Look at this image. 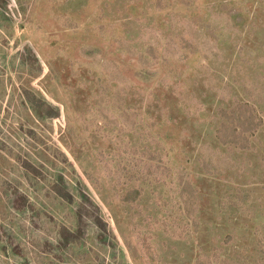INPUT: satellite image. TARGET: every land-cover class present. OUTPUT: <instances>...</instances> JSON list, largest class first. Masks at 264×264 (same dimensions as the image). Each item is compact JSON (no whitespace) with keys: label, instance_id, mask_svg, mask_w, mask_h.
<instances>
[{"label":"rangeland","instance_id":"rangeland-1","mask_svg":"<svg viewBox=\"0 0 264 264\" xmlns=\"http://www.w3.org/2000/svg\"><path fill=\"white\" fill-rule=\"evenodd\" d=\"M0 264H264V0H0Z\"/></svg>","mask_w":264,"mask_h":264},{"label":"trees","instance_id":"trees-1","mask_svg":"<svg viewBox=\"0 0 264 264\" xmlns=\"http://www.w3.org/2000/svg\"><path fill=\"white\" fill-rule=\"evenodd\" d=\"M251 109L248 104H240L232 110L231 116H228V113L225 114L229 117V121L222 125L224 133L220 130L219 136L223 144H241L247 147L246 142L249 143L247 133L254 132L261 124L253 116Z\"/></svg>","mask_w":264,"mask_h":264}]
</instances>
